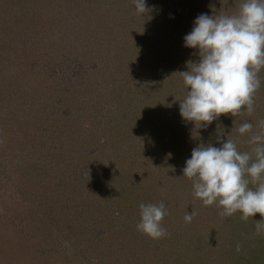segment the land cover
Segmentation results:
<instances>
[{
    "label": "rangeland",
    "instance_id": "1",
    "mask_svg": "<svg viewBox=\"0 0 264 264\" xmlns=\"http://www.w3.org/2000/svg\"><path fill=\"white\" fill-rule=\"evenodd\" d=\"M241 2L146 0L141 16L132 0H0V264H264L260 214L220 215L182 173L219 132L251 149L237 128L264 120L263 85L250 116L179 115L199 59L183 37ZM161 202L151 239L138 206Z\"/></svg>",
    "mask_w": 264,
    "mask_h": 264
},
{
    "label": "clouds",
    "instance_id": "2",
    "mask_svg": "<svg viewBox=\"0 0 264 264\" xmlns=\"http://www.w3.org/2000/svg\"><path fill=\"white\" fill-rule=\"evenodd\" d=\"M132 3L138 15L148 11L146 0ZM183 42L184 47L196 50L199 59L188 62L191 69L179 73L187 92L179 100L181 118L199 130L222 114L236 117L246 112L250 116L264 69V0H242L231 15H198ZM256 129L247 121L237 128L241 136L249 134L251 150L246 152L219 132L220 146L209 143L193 148L182 173L192 181L193 196L204 206L216 205L220 215L239 211L246 220L259 213L256 232L260 233L264 230V120L258 121ZM250 182L255 188L249 187ZM138 207L137 230L151 239L166 236L161 223L165 204L140 203ZM194 215L186 212L185 222L190 223Z\"/></svg>",
    "mask_w": 264,
    "mask_h": 264
},
{
    "label": "trees",
    "instance_id": "3",
    "mask_svg": "<svg viewBox=\"0 0 264 264\" xmlns=\"http://www.w3.org/2000/svg\"><path fill=\"white\" fill-rule=\"evenodd\" d=\"M240 4H241V3H240ZM260 78H261V77H260ZM262 85L264 86V79L261 80V86H262ZM256 96H257V98H258L257 101H259L260 98H261V96H262V93L258 92V94H256ZM259 102H260V101H259ZM243 144L245 145V146H243V148H246V147H247V148H250V147L248 146V144H245V143H243ZM243 144H241V145H243ZM238 149H239L240 151H242V152L244 151V150H242L240 147H239ZM250 150H251V149H248L247 151H250ZM244 152H245V151H244ZM252 237L255 238L253 235H252ZM252 237H251V238H252ZM245 246H246L245 243H242V244H241V247H244V248H245ZM241 247H238V248H241Z\"/></svg>",
    "mask_w": 264,
    "mask_h": 264
}]
</instances>
